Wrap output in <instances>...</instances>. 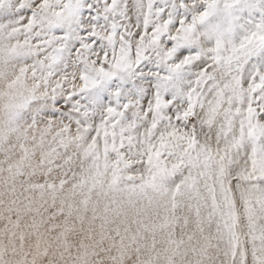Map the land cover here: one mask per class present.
<instances>
[{
  "label": "snow or ice",
  "instance_id": "6c2138e0",
  "mask_svg": "<svg viewBox=\"0 0 264 264\" xmlns=\"http://www.w3.org/2000/svg\"><path fill=\"white\" fill-rule=\"evenodd\" d=\"M0 264H264V0H0Z\"/></svg>",
  "mask_w": 264,
  "mask_h": 264
}]
</instances>
